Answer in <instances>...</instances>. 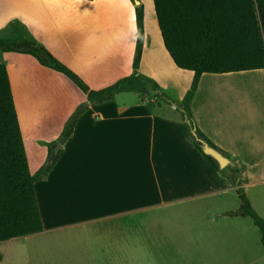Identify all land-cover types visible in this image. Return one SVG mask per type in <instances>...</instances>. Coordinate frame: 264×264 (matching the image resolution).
Segmentation results:
<instances>
[{"label": "crops", "instance_id": "crops-1", "mask_svg": "<svg viewBox=\"0 0 264 264\" xmlns=\"http://www.w3.org/2000/svg\"><path fill=\"white\" fill-rule=\"evenodd\" d=\"M138 3L144 36L137 74L176 110L155 108L145 92L89 103L31 55L0 53L31 175L50 158L69 117L87 106L49 173L34 184L42 223L35 235H82L85 264H227L216 254L230 250L236 226L248 219L229 214L240 206L236 188L249 200L247 189L264 184V96L251 99L255 85L244 75L264 69L201 75L187 120L181 102L194 74L177 68L165 50L153 0ZM0 34L34 41L90 90L133 74L131 0H0ZM256 87L260 92L264 83ZM124 94L135 97L119 99ZM190 123L231 168L238 165L237 186L228 169L216 170L197 149Z\"/></svg>", "mask_w": 264, "mask_h": 264}, {"label": "trees", "instance_id": "trees-1", "mask_svg": "<svg viewBox=\"0 0 264 264\" xmlns=\"http://www.w3.org/2000/svg\"><path fill=\"white\" fill-rule=\"evenodd\" d=\"M131 2L135 3L137 24L133 74L105 89L90 90L77 75L34 41L0 39V51L31 55L41 66L63 74L86 95L89 103L110 102L121 93L145 92L129 87L139 79L145 81L137 74L143 48V6L136 4L139 0ZM153 6L165 50L177 68L194 74L191 87L181 102V115L187 120L191 119L189 104L201 75L264 69V0H153ZM152 86L157 93L156 85ZM86 107H79L67 120L58 143H64L71 135ZM189 128L195 127L190 123ZM195 132L226 156L200 131L195 129ZM195 146L201 152L196 143ZM59 155L60 152L55 160L49 158L35 175L29 173L9 78L5 66L0 64V242L42 231L34 184L49 173ZM204 157L218 170L210 157ZM236 173L237 170L228 168L227 177L235 186ZM236 194L239 209L229 214L248 218L259 231L264 247V220L253 210L243 190L236 188Z\"/></svg>", "mask_w": 264, "mask_h": 264}, {"label": "rangeland", "instance_id": "rangeland-1", "mask_svg": "<svg viewBox=\"0 0 264 264\" xmlns=\"http://www.w3.org/2000/svg\"><path fill=\"white\" fill-rule=\"evenodd\" d=\"M2 37V34H0V39ZM244 75L249 78V86L255 85V92L251 99L254 100L255 98L257 101L260 98L263 100L264 90L259 92L256 85L264 83V72H246ZM130 85L129 87L132 89L150 93V99L154 100L155 108H162L163 110L171 106L160 95L158 89L157 93L154 92L151 83L139 79ZM119 97V99H129L135 97V95L124 94ZM173 109L176 110V108ZM237 167L238 165L234 163L232 168L227 165L223 170L226 171L228 168L238 170ZM223 175L227 174L223 173ZM261 192L264 194V184L262 183L255 184L247 189L252 208L264 220V198ZM229 202L232 203V210L238 208L239 201L235 196H231ZM236 228L240 231V234L235 233L234 241L229 251H219L216 254L217 262L220 263L225 260L227 264H264V248L260 244L259 232L252 222L244 219ZM0 264H85V241L82 235L60 232L45 235L34 234L0 242Z\"/></svg>", "mask_w": 264, "mask_h": 264}, {"label": "water", "instance_id": "water-1", "mask_svg": "<svg viewBox=\"0 0 264 264\" xmlns=\"http://www.w3.org/2000/svg\"><path fill=\"white\" fill-rule=\"evenodd\" d=\"M137 3L138 2H136V4ZM191 136L193 138V141L199 146L203 155L210 157L217 164L219 169H223L229 164V160L224 155H222L219 151L209 146L205 141H203L197 136L195 129L191 130ZM60 149H61L60 143H56L52 147L50 160L56 159Z\"/></svg>", "mask_w": 264, "mask_h": 264}, {"label": "built area", "instance_id": "built-area-1", "mask_svg": "<svg viewBox=\"0 0 264 264\" xmlns=\"http://www.w3.org/2000/svg\"><path fill=\"white\" fill-rule=\"evenodd\" d=\"M173 108H175V107H173Z\"/></svg>", "mask_w": 264, "mask_h": 264}]
</instances>
